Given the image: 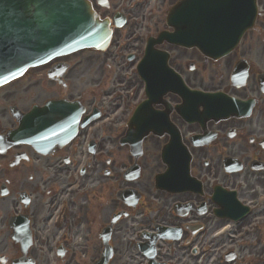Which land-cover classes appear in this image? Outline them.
<instances>
[{"label":"flooded vegetation","instance_id":"1","mask_svg":"<svg viewBox=\"0 0 264 264\" xmlns=\"http://www.w3.org/2000/svg\"><path fill=\"white\" fill-rule=\"evenodd\" d=\"M179 1L96 0L105 52L8 85L22 81L0 97L1 138L13 108L54 101L75 137L45 153L0 141V264H264V0L216 60L147 45Z\"/></svg>","mask_w":264,"mask_h":264},{"label":"water","instance_id":"2","mask_svg":"<svg viewBox=\"0 0 264 264\" xmlns=\"http://www.w3.org/2000/svg\"><path fill=\"white\" fill-rule=\"evenodd\" d=\"M256 8L257 0H185L171 12L168 25L175 33L162 34L155 43L196 40L193 30L197 24L208 41L205 48L213 57H221L253 28ZM106 26L85 0H0V85L54 56L84 48L105 50L110 41ZM49 109L24 117L20 129L8 138L45 152L52 143L40 142L35 136L44 138L49 132L43 120ZM110 257L105 252L98 264H107Z\"/></svg>","mask_w":264,"mask_h":264},{"label":"rangeland","instance_id":"3","mask_svg":"<svg viewBox=\"0 0 264 264\" xmlns=\"http://www.w3.org/2000/svg\"><path fill=\"white\" fill-rule=\"evenodd\" d=\"M174 0H165V3H164V7L167 8V6L170 5L171 2H173ZM90 55V52L88 50H84L82 52H79V53H75L73 54V56L71 58H75V59H84L85 57L89 56ZM22 85V81L20 83H17V84H12L9 88H4V89H1L0 90V97H3L2 95H4L6 92H13V91H18L20 89V86ZM12 88H14L13 90H11ZM29 103H28V100H24L21 104H19V106L22 108H26L28 107ZM7 104H4L2 107H6ZM218 260V257L215 256L213 257V260L211 261V264H213L215 261Z\"/></svg>","mask_w":264,"mask_h":264}]
</instances>
